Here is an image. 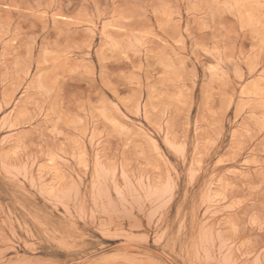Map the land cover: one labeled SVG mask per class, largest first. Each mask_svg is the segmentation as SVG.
<instances>
[{"label":"rangeland","instance_id":"rangeland-1","mask_svg":"<svg viewBox=\"0 0 264 264\" xmlns=\"http://www.w3.org/2000/svg\"><path fill=\"white\" fill-rule=\"evenodd\" d=\"M0 264H264V0H0Z\"/></svg>","mask_w":264,"mask_h":264}]
</instances>
